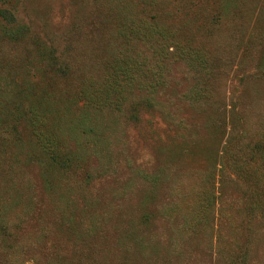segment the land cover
Masks as SVG:
<instances>
[{"label": "rangeland", "instance_id": "rangeland-1", "mask_svg": "<svg viewBox=\"0 0 264 264\" xmlns=\"http://www.w3.org/2000/svg\"><path fill=\"white\" fill-rule=\"evenodd\" d=\"M126 24L205 67L89 105L119 51L157 65ZM262 157L264 0H0V264H264Z\"/></svg>", "mask_w": 264, "mask_h": 264}, {"label": "trees", "instance_id": "trees-1", "mask_svg": "<svg viewBox=\"0 0 264 264\" xmlns=\"http://www.w3.org/2000/svg\"><path fill=\"white\" fill-rule=\"evenodd\" d=\"M163 31L164 29L159 26H156L155 29V27L150 28L146 24L142 28H134L127 24L120 26L117 32L122 45L125 44L128 47L134 41L145 40L158 47L155 53L157 62L155 69L151 70L144 63L143 59L141 63L137 61L138 58L134 60L131 52L124 51L122 53L119 51L106 69L107 75L105 80L96 87L92 83H87V87L81 89L79 93L80 97L91 106L96 105V107L101 108L113 106L115 109H118L121 103L119 100L132 91H146L152 94L166 85L163 72V61L165 59L173 58L174 61H180L185 65L187 62V65L191 67H205V60H202L200 55L194 56L192 52H186L185 45L183 46L174 36H168ZM42 119L43 116L32 114L30 117L32 131L35 133L34 135L41 148L51 156L53 161L58 162L59 150L55 147V144L48 141V138L43 137L41 131L38 130L41 127ZM262 159L264 160L263 157ZM61 163L63 165V162ZM263 190L259 189L258 186L256 188V196L263 195ZM253 203L249 206V214L252 215L251 212L260 211L264 215V210L261 209L264 206L258 205L255 202Z\"/></svg>", "mask_w": 264, "mask_h": 264}]
</instances>
